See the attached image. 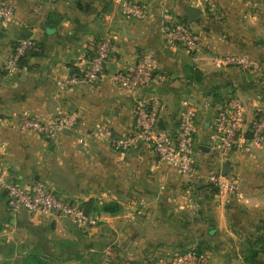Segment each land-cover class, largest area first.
Listing matches in <instances>:
<instances>
[{
	"label": "crops",
	"instance_id": "1",
	"mask_svg": "<svg viewBox=\"0 0 264 264\" xmlns=\"http://www.w3.org/2000/svg\"><path fill=\"white\" fill-rule=\"evenodd\" d=\"M137 1L147 8L142 19L125 15L120 0H0L15 11L0 21V166L18 183L47 181L100 217L84 230L68 218L14 213L0 190V256L22 258L37 248L58 254L61 244L70 243L93 264H168L195 246L207 255L206 264H248L252 244L264 245V147L250 131L264 108V0ZM186 5L202 10L192 23L185 19ZM165 11L196 31L203 41L198 52L166 43L160 26ZM106 35L113 44L102 80L62 88L72 72L88 66ZM27 36L41 49L8 74L4 61ZM232 53L261 67L247 71L219 60ZM144 54L153 55L168 79L135 92L122 89L113 75ZM185 98L198 109L200 174L194 182L159 160L146 142L120 152L99 133L109 126L113 137L132 134L136 107L153 99L162 103L167 129L176 130ZM229 98L245 102L246 117L238 146L224 158L215 148L214 122ZM64 112L78 116L74 129L42 138L20 126L24 116L50 123ZM226 161L227 176L237 182L234 192L208 179L222 173ZM110 203L120 210L102 211Z\"/></svg>",
	"mask_w": 264,
	"mask_h": 264
},
{
	"label": "built area",
	"instance_id": "2",
	"mask_svg": "<svg viewBox=\"0 0 264 264\" xmlns=\"http://www.w3.org/2000/svg\"><path fill=\"white\" fill-rule=\"evenodd\" d=\"M260 1V0H255ZM124 14L137 19L146 16L147 8L137 0H120ZM12 7L0 6V21L14 18ZM161 30L169 46L182 45L189 52H197L203 46V41L192 27L183 23L173 13L165 11L160 21ZM113 44V37L106 35L96 45L95 53L88 66L75 70L65 80L62 88L67 86H95L102 78ZM35 45L31 36L23 37L4 61L8 74L20 69L22 58ZM226 65H233L243 70H258L261 64L254 58L232 53L219 58ZM113 79L127 91L135 92L150 82H162L168 79L167 74L159 67L152 54H144L138 61L126 70L117 71ZM162 103L153 99L149 106L139 104L135 109L136 128L132 134L113 137L112 128L103 126L99 133L112 140L113 147L125 152L139 142L152 146L159 160L167 162L176 168L189 182H194L200 172L196 164L195 144L198 134V109L191 100L185 98L181 102L180 123L176 130L162 129L158 122L161 118ZM246 117L245 102L237 98H229L222 108L218 109L215 118V148L224 158L238 146L242 127ZM78 124V116L71 112L61 113L52 122H43L33 117L24 116L20 126L32 131L42 138L53 136L57 132L74 129ZM251 140L264 147V108L250 129ZM209 181L219 190L236 191L237 182L230 176L220 172L209 173ZM0 190L7 195L10 209L16 213L22 210L40 218H68L84 230L97 226L100 222L98 214L88 212L84 202L73 198H64L56 193L50 183L43 180L31 183H18L11 179L6 167L0 166ZM207 255L198 252L195 246L178 252L168 264H206Z\"/></svg>",
	"mask_w": 264,
	"mask_h": 264
},
{
	"label": "trees",
	"instance_id": "3",
	"mask_svg": "<svg viewBox=\"0 0 264 264\" xmlns=\"http://www.w3.org/2000/svg\"><path fill=\"white\" fill-rule=\"evenodd\" d=\"M34 40H35V45L26 54V56L22 58L20 62L21 65L23 64V62L29 55H34V54L39 53L41 49V43L38 42L36 39ZM85 207L88 212H91L92 208L89 205H85ZM119 210H120V206L115 203L104 204V206L102 207V211L112 213V214L117 213ZM66 249L68 248L60 249L59 252L66 250ZM69 249H73L74 251L76 250L74 249V247H72V244L70 245ZM197 250L198 252H200L199 249ZM50 252L51 251L47 252L42 248H37V249L31 250L30 253L28 252L20 253V256L22 255V259H23L22 264H54L53 261H49V258H51L50 256H52ZM75 252L79 253L78 250H76ZM263 252H264V245L261 248H257L256 243L252 244L251 248L249 249L246 255V262L248 264H264V261L260 259V255ZM60 254H63V253H60Z\"/></svg>",
	"mask_w": 264,
	"mask_h": 264
},
{
	"label": "rangeland",
	"instance_id": "4",
	"mask_svg": "<svg viewBox=\"0 0 264 264\" xmlns=\"http://www.w3.org/2000/svg\"><path fill=\"white\" fill-rule=\"evenodd\" d=\"M126 15V14H125ZM130 18H134V17H131V16H128ZM203 47V46H202ZM198 52V51H197ZM58 117V116H57ZM24 211V210H22ZM20 211V212H22ZM30 213V212H29ZM32 214V213H30ZM34 216V214H32ZM36 216V215H35ZM36 218L40 219L38 216H36ZM45 219H54V218H45ZM90 230V229H88ZM62 246H59L58 248L60 249H64V248H68L66 250H63V251H60L58 252V254H52V256H50L51 258H49V261H53L54 264H93V261H91V258H90V255L87 254V253H83V252H86L85 250H80L77 249V245L75 244H72V247H74V249L78 250L79 253L75 252L73 249H69L70 247V243H64V244H61ZM58 249V251L60 250ZM74 251V252H73ZM60 253H63V254H60ZM87 257H86V255ZM22 261L23 259L20 258V257H3V256H0V264H22Z\"/></svg>",
	"mask_w": 264,
	"mask_h": 264
},
{
	"label": "water",
	"instance_id": "5",
	"mask_svg": "<svg viewBox=\"0 0 264 264\" xmlns=\"http://www.w3.org/2000/svg\"><path fill=\"white\" fill-rule=\"evenodd\" d=\"M184 9H185V16H186L185 19H186V21L191 22V23L194 22L202 14V10L196 6L186 5L184 7ZM158 125L163 130L167 129L166 123L164 122L163 118L159 119ZM228 165H229V162L226 161V163L224 164V167H223L222 174L227 175Z\"/></svg>",
	"mask_w": 264,
	"mask_h": 264
}]
</instances>
